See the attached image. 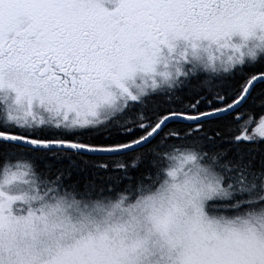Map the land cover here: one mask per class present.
I'll use <instances>...</instances> for the list:
<instances>
[{
  "label": "snow or ice",
  "instance_id": "1",
  "mask_svg": "<svg viewBox=\"0 0 264 264\" xmlns=\"http://www.w3.org/2000/svg\"><path fill=\"white\" fill-rule=\"evenodd\" d=\"M0 264H264V0H0Z\"/></svg>",
  "mask_w": 264,
  "mask_h": 264
}]
</instances>
